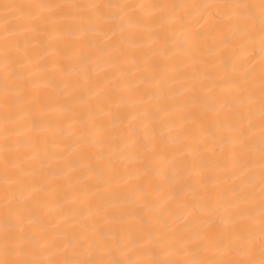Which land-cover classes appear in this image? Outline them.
Masks as SVG:
<instances>
[{
  "label": "bare ground",
  "instance_id": "bare-ground-1",
  "mask_svg": "<svg viewBox=\"0 0 264 264\" xmlns=\"http://www.w3.org/2000/svg\"><path fill=\"white\" fill-rule=\"evenodd\" d=\"M0 264H264V0H0Z\"/></svg>",
  "mask_w": 264,
  "mask_h": 264
}]
</instances>
